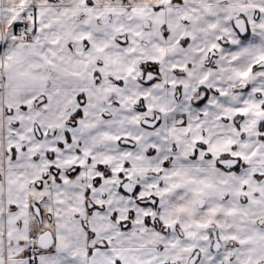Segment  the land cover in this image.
Here are the masks:
<instances>
[{
  "label": "snow or ice",
  "instance_id": "1",
  "mask_svg": "<svg viewBox=\"0 0 264 264\" xmlns=\"http://www.w3.org/2000/svg\"><path fill=\"white\" fill-rule=\"evenodd\" d=\"M0 264H264V0H0Z\"/></svg>",
  "mask_w": 264,
  "mask_h": 264
}]
</instances>
